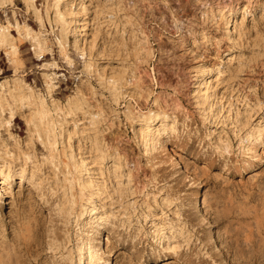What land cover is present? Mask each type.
<instances>
[{
  "label": "clouds",
  "instance_id": "clouds-1",
  "mask_svg": "<svg viewBox=\"0 0 264 264\" xmlns=\"http://www.w3.org/2000/svg\"><path fill=\"white\" fill-rule=\"evenodd\" d=\"M194 162L256 180L201 193ZM258 169L261 0H0V264H110L165 232L181 264H264Z\"/></svg>",
  "mask_w": 264,
  "mask_h": 264
},
{
  "label": "rangeland",
  "instance_id": "rangeland-1",
  "mask_svg": "<svg viewBox=\"0 0 264 264\" xmlns=\"http://www.w3.org/2000/svg\"><path fill=\"white\" fill-rule=\"evenodd\" d=\"M261 3H264V0H261ZM23 7V5H18ZM260 4H257L256 8L253 10L254 15L257 18L260 15L259 9ZM239 19H243V16L239 17ZM251 19V18H249ZM16 33L13 32L12 35ZM169 154L174 156L177 161L180 162L181 169L183 171L188 170V165L185 163L184 154L179 150H173L171 145H169ZM196 167L201 169H205L203 175L201 176L200 183L203 185V188L197 189V191L203 193L205 190L209 188L211 185L213 188L218 183H223L224 186H227L233 182V180H237L239 183H244L246 181H255L256 176L249 173L248 175H239L238 173H233L231 176H221L219 172L213 169H207L203 163L194 162ZM193 174L195 175V167L193 168ZM260 172H264V169H258ZM143 223V222H142ZM145 224V231H148L149 225ZM170 232H165L164 237L160 242L155 241L151 237L147 238L143 243L140 241H135L133 244L132 241H128L127 244H119L118 246H114L113 251L110 255V264H117L118 261L121 264H129V260L126 258H130V264H181V261H178L176 251L166 250L168 248V240L171 238ZM108 233L105 232V241H104V251L108 249ZM133 247L137 248V251L133 252ZM182 264H197V261L193 256H187L183 259Z\"/></svg>",
  "mask_w": 264,
  "mask_h": 264
}]
</instances>
